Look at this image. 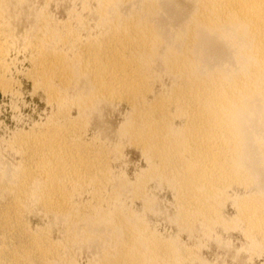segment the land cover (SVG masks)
<instances>
[{
	"label": "bare ground",
	"instance_id": "6f19581e",
	"mask_svg": "<svg viewBox=\"0 0 264 264\" xmlns=\"http://www.w3.org/2000/svg\"><path fill=\"white\" fill-rule=\"evenodd\" d=\"M73 1L26 44L50 111L6 141L14 162L0 151V264H211L153 226L163 186L181 232L236 233L264 264V0ZM31 6L0 0L4 92Z\"/></svg>",
	"mask_w": 264,
	"mask_h": 264
},
{
	"label": "rangeland",
	"instance_id": "374dc122",
	"mask_svg": "<svg viewBox=\"0 0 264 264\" xmlns=\"http://www.w3.org/2000/svg\"><path fill=\"white\" fill-rule=\"evenodd\" d=\"M31 1L32 11L26 8L25 12H22L23 16L20 15V18H17L18 22L13 21L15 22L14 25L16 24L15 26H13V32L16 36V44H12V48L10 49L8 54V63L10 64L8 74L9 78L13 80L15 84L16 92H4L0 88V151H2L3 153L2 157L6 156L7 158L4 157V159L6 158L8 160L10 158L9 161L11 162H14V159L12 160L13 156H11L9 151L5 150L6 141L9 140L11 138L10 136H12L18 130H27L33 125L34 122L36 123V121H44L46 116L48 115V112L50 111V107L48 106L44 92L40 89L38 90V88L37 90H35L34 80L32 76L29 75H32V68L34 67L31 60L32 47L27 46L26 48V44L29 43V41H31L34 37V33L32 34V31L35 30L36 32H34L37 33L36 29H38V23L36 22V20H39L40 17L42 18V14L46 13L45 15L50 16L53 20L55 19L54 21L56 22L66 21L67 19H69V12L73 9V7L77 8L78 10H80L81 8V2H75L73 0H53L50 1V4L49 1L47 3V0ZM25 13H27L28 15ZM34 24H36V26ZM28 32H30L31 35ZM16 40L18 41L16 42ZM103 113L104 115H106V119L110 120L114 125H117L121 120V116L117 112L115 113L110 109H105ZM125 156L126 162L121 167L123 169H126L129 175L133 177L138 168L144 167L141 153L135 147L127 146ZM156 193L158 197L157 204L160 208L159 213L164 214L161 215L158 213L159 215H151V221L154 224H152L153 226H155L156 228L158 227L157 231L160 233V235L162 234V236L167 238H174V240H177V242H175L177 245L178 241H180L179 245H186L188 246V248L191 247V249L194 248V250L203 255V257L206 258L207 261L210 260L209 262L211 264H248L250 262L249 260V262L247 261L248 255L250 256V253L244 247L243 239L236 233H224V235H221V239L219 238V240L221 241L220 242L216 240H209L207 237H204V235L195 234L192 237V235H189V233H187L186 231L181 232L182 230L178 227L177 223H175L174 218L176 216L175 214L177 212V209L174 204L175 199L173 191L171 190V188L163 186L158 189ZM230 211L232 210L230 209ZM245 250L249 254H245ZM262 251V257L259 260L260 263H264V250ZM79 254L80 251L77 252L79 262L81 264H85L87 262V251L83 252V254L81 253V256ZM240 256L241 260H239Z\"/></svg>",
	"mask_w": 264,
	"mask_h": 264
}]
</instances>
